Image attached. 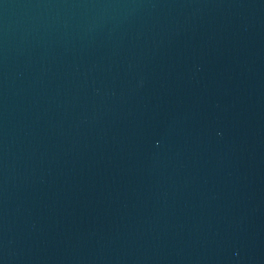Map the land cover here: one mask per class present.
Returning <instances> with one entry per match:
<instances>
[{
  "label": "water",
  "instance_id": "1",
  "mask_svg": "<svg viewBox=\"0 0 264 264\" xmlns=\"http://www.w3.org/2000/svg\"><path fill=\"white\" fill-rule=\"evenodd\" d=\"M0 264H264V0H0Z\"/></svg>",
  "mask_w": 264,
  "mask_h": 264
}]
</instances>
